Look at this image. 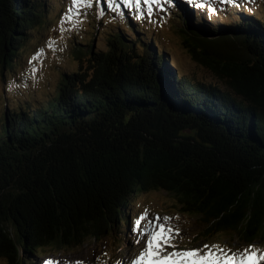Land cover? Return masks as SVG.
Returning a JSON list of instances; mask_svg holds the SVG:
<instances>
[{
	"label": "trees",
	"instance_id": "trees-1",
	"mask_svg": "<svg viewBox=\"0 0 264 264\" xmlns=\"http://www.w3.org/2000/svg\"><path fill=\"white\" fill-rule=\"evenodd\" d=\"M52 1L0 0L3 68ZM174 10L194 60L224 86L175 69L140 28L142 16L133 22L124 12L125 27L106 49L95 51L93 40L76 46L78 69L63 75L46 105L7 110L0 129L7 264H32L47 248H76L122 229L129 235L128 206L150 190L175 195L210 236L264 240V16L242 12L214 29L194 8ZM228 42L234 46L219 50Z\"/></svg>",
	"mask_w": 264,
	"mask_h": 264
},
{
	"label": "rangeland",
	"instance_id": "rangeland-1",
	"mask_svg": "<svg viewBox=\"0 0 264 264\" xmlns=\"http://www.w3.org/2000/svg\"><path fill=\"white\" fill-rule=\"evenodd\" d=\"M98 1L105 3L104 10L98 9ZM46 3L48 6L44 18L25 30L26 36L16 49L18 56L15 61L7 64L5 68L0 62V129L8 119L7 110L12 113V109L18 111L20 106H43L56 95L63 75L78 69L80 60L75 55L76 46L93 40L95 51L106 49L109 35L125 27L123 12L125 15H133V22L135 20L140 23L141 19L140 16L135 17L140 10L125 6L123 0H116L115 10L108 5L107 0H93L91 7L84 4L73 5L72 0H53L52 3ZM200 4L205 7H200ZM169 5L170 8L172 6V12ZM174 5L183 8H192L194 5L195 16L198 12L201 13L204 19H209L211 27L217 29L220 23L235 24L237 18L243 17L242 12L264 16V0H175L173 4L160 0L159 5H153L154 11L150 19L146 15L147 7L142 5L141 15L145 24L140 28L146 29L147 37H152L160 50L164 49L169 53L171 65L175 69L179 66L182 73L190 79L224 86L204 64L194 60L186 38L179 32L181 20L176 16ZM97 10L101 11L100 19L96 14ZM40 50L43 51L38 58L32 60ZM33 67L38 70L36 73H33ZM177 72L180 74V70ZM145 210L150 219L157 214L171 217L168 223L180 229L175 243L181 249L220 244L242 250L249 245H255L264 252V240L248 244L235 239L233 234L216 232L208 235L205 233V221L198 215L183 211L179 199L171 193L150 190L135 196L127 209L132 219V227L136 218ZM123 230L118 234H106L100 239H88L76 248H47L33 257L32 264H45L48 260L54 264H77V261L82 264H131L141 251L144 238L141 237V244L138 245L135 243V233L131 231L127 235L129 232L124 234ZM0 264L7 262L0 257Z\"/></svg>",
	"mask_w": 264,
	"mask_h": 264
},
{
	"label": "snow or ice",
	"instance_id": "snow-or-ice-1",
	"mask_svg": "<svg viewBox=\"0 0 264 264\" xmlns=\"http://www.w3.org/2000/svg\"><path fill=\"white\" fill-rule=\"evenodd\" d=\"M107 2L115 10L116 0H107ZM123 2L125 6H135L140 11L142 5L146 6V15L150 19L154 11L153 5H159L160 0H123ZM165 2L173 4L175 0H165ZM72 3L76 6L84 4L91 7L93 0H72ZM199 6L205 7L204 4ZM77 15L80 13L77 12ZM61 30L63 31V25ZM42 51L40 50L32 60L37 59ZM32 71L36 73L38 70L33 67ZM170 220L171 217H161L158 214L150 219L147 210L136 218L131 231L135 233L136 244H141V237L144 238V243L131 264H264V252L258 250L255 245H249L242 250L239 248L234 250L220 244H204L202 247L181 249L175 243L180 235V229L172 227L168 223ZM45 264H54V262L48 260ZM77 264L82 262L77 261Z\"/></svg>",
	"mask_w": 264,
	"mask_h": 264
},
{
	"label": "water",
	"instance_id": "water-1",
	"mask_svg": "<svg viewBox=\"0 0 264 264\" xmlns=\"http://www.w3.org/2000/svg\"><path fill=\"white\" fill-rule=\"evenodd\" d=\"M180 27V26H179ZM219 47H221L222 49H230V48H232L233 46H234V44L233 43H230V42H228L227 44H226V46H223V44H219L218 45Z\"/></svg>",
	"mask_w": 264,
	"mask_h": 264
}]
</instances>
